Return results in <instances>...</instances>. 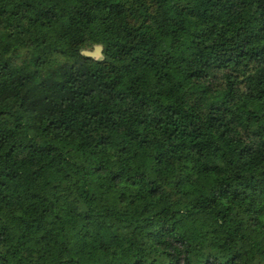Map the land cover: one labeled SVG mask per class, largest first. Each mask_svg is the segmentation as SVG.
Here are the masks:
<instances>
[{"label": "trees", "instance_id": "16d2710c", "mask_svg": "<svg viewBox=\"0 0 264 264\" xmlns=\"http://www.w3.org/2000/svg\"><path fill=\"white\" fill-rule=\"evenodd\" d=\"M0 264H264V0H0Z\"/></svg>", "mask_w": 264, "mask_h": 264}, {"label": "rangeland", "instance_id": "374dc122", "mask_svg": "<svg viewBox=\"0 0 264 264\" xmlns=\"http://www.w3.org/2000/svg\"><path fill=\"white\" fill-rule=\"evenodd\" d=\"M100 50H101V46L98 44H86L80 49V52L85 56L95 59H100L101 58ZM194 158H195L194 155L186 154L180 160V164L184 163L187 164V166H190V163L194 160Z\"/></svg>", "mask_w": 264, "mask_h": 264}]
</instances>
